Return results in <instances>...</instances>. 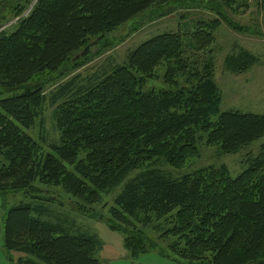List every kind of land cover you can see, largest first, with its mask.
<instances>
[{
  "label": "trees",
  "instance_id": "trees-1",
  "mask_svg": "<svg viewBox=\"0 0 264 264\" xmlns=\"http://www.w3.org/2000/svg\"><path fill=\"white\" fill-rule=\"evenodd\" d=\"M33 1L0 0V193L23 192L42 200L39 184L95 205L153 161L180 169L197 156L202 138L223 155L264 138V116L219 110L214 32L221 24L241 28L217 16L197 22L188 34L153 37L130 52L123 65L83 80L73 77L46 96L45 86L54 78L109 49V34L171 0ZM260 3L264 6V0ZM254 62L241 52L225 63L239 75ZM161 66L168 90L140 92ZM45 106L53 109L58 133V144L48 153L25 133L40 122ZM85 205L77 212L85 213ZM42 212L29 204L7 212V253L43 264H99L92 238L41 221ZM108 214L106 222L125 234L124 246L134 259L157 248L141 229L162 221L158 240L172 239L169 249L177 261L264 264V156L235 178L223 166L178 180L145 171L123 185ZM11 264L38 263L18 259Z\"/></svg>",
  "mask_w": 264,
  "mask_h": 264
},
{
  "label": "rangeland",
  "instance_id": "rangeland-1",
  "mask_svg": "<svg viewBox=\"0 0 264 264\" xmlns=\"http://www.w3.org/2000/svg\"><path fill=\"white\" fill-rule=\"evenodd\" d=\"M217 16L242 29L233 30L226 24H221L214 32L213 80L221 95L219 110L222 113L235 111L264 116V6L260 0H171L165 5L154 6L109 34L106 39L111 47L101 55L92 56L84 66L69 71L62 78H54L52 83L45 86V95L48 96L59 84L73 77L83 80L109 71L114 66L123 65L130 52L153 37L172 33L188 34L194 31L197 22L212 20ZM134 28H137L135 32ZM15 30L16 27L12 28L10 33ZM90 51L95 53L93 48ZM241 52L250 54L255 62L245 73L234 75L227 69L225 62L227 58L236 57ZM164 70L162 66L156 69L153 78L144 81L140 92L168 90L163 81ZM52 112V108L45 106L40 122L25 132L46 153L50 151L49 146L58 144ZM196 148L197 156L186 161L180 169H174L160 159L132 172L119 187L101 195L100 202L95 205H85L65 194L60 188L39 184H35V187L43 201L31 198L23 192L0 193V264H11L18 259L43 264L23 253H7L3 247L7 212L28 204L43 209L41 221L59 225L68 234H82L92 238L96 242L94 257L99 264H186L177 261L172 255L169 249L172 239L158 240L160 234L157 227H162V221L148 228H139L149 240L157 242V248L148 250L136 259L131 257V253L124 246L125 234L112 229L106 221L109 219L108 213L113 201L123 185L139 174L155 170L168 179L178 180L202 169L223 166L235 178L253 159L264 156V138L228 155L221 154L215 146H207L204 138L197 143ZM81 204L85 205V213L82 214L77 212L78 205Z\"/></svg>",
  "mask_w": 264,
  "mask_h": 264
},
{
  "label": "water",
  "instance_id": "water-1",
  "mask_svg": "<svg viewBox=\"0 0 264 264\" xmlns=\"http://www.w3.org/2000/svg\"><path fill=\"white\" fill-rule=\"evenodd\" d=\"M36 2V0H34L33 1V3H32V5L34 4ZM30 9H31V7L28 9V11L27 12H29L30 11ZM10 25V24H9ZM9 25H6V26H9ZM5 27H3L2 29H4Z\"/></svg>",
  "mask_w": 264,
  "mask_h": 264
}]
</instances>
